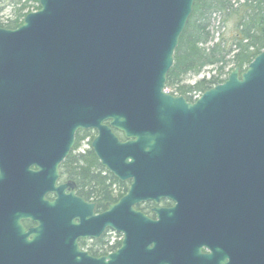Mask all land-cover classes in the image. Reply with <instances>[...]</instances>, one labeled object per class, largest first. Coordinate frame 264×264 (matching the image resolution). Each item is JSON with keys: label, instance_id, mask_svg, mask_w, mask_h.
<instances>
[{"label": "water", "instance_id": "1", "mask_svg": "<svg viewBox=\"0 0 264 264\" xmlns=\"http://www.w3.org/2000/svg\"><path fill=\"white\" fill-rule=\"evenodd\" d=\"M194 3L40 0L20 28H0V182L72 204L59 168L77 133L95 130L101 165L133 180L106 226L132 216L135 264H213L198 239L217 230L216 200L249 217L250 264H264V51L196 102L165 92ZM162 198L177 205L157 221L132 208Z\"/></svg>", "mask_w": 264, "mask_h": 264}, {"label": "flooded vegetation", "instance_id": "2", "mask_svg": "<svg viewBox=\"0 0 264 264\" xmlns=\"http://www.w3.org/2000/svg\"><path fill=\"white\" fill-rule=\"evenodd\" d=\"M113 131L123 139L121 133ZM89 132L96 135V131ZM77 152L81 153L80 150ZM65 162L59 168L56 186L67 187L65 194L73 198L70 205L53 208L42 204L39 195L10 189L8 180L0 182V264H107L113 255H116L115 264H135V250L129 238L126 241V234L130 236L134 227L132 216L128 211L123 215L119 210L116 214L118 228L106 226L110 206L123 200L133 180L122 181L112 175L115 181L113 194L107 200L103 186L93 192L82 191L77 181L67 173ZM37 169L36 166L31 167L32 171ZM102 175L104 178L107 174ZM57 199L56 193L45 195L47 202L54 203ZM176 205L171 199L162 198L159 202L149 200L133 204L132 208L157 221L156 210H168ZM213 206L217 213L212 224L218 227L212 231L210 243L208 236L199 237L202 254H212L213 264H250L249 217L241 224L229 213L234 210L233 205L216 200ZM200 212L202 214V209Z\"/></svg>", "mask_w": 264, "mask_h": 264}, {"label": "trees", "instance_id": "3", "mask_svg": "<svg viewBox=\"0 0 264 264\" xmlns=\"http://www.w3.org/2000/svg\"><path fill=\"white\" fill-rule=\"evenodd\" d=\"M22 1L11 0L8 6L15 10V18L7 24L0 23L1 28L17 29L22 25L24 17L31 12L29 2ZM34 1L37 5L35 10H39V0ZM3 4L4 0H0V13L4 11ZM216 16L222 18V26L217 27L218 31L213 28ZM227 23H232L233 32L225 38L221 29ZM263 50L264 0H195L193 13L175 53V64L168 75L166 89L174 95L194 101L196 95L224 83L234 69L244 70ZM211 67L215 68L211 78L201 79L192 86L186 85L189 77L199 76ZM89 136L92 140L95 137L89 131L77 134L76 146L65 162L66 170L82 191L93 192L103 186L109 200L113 194L114 177L102 169L91 150L75 153L82 140ZM103 173L107 174L104 178Z\"/></svg>", "mask_w": 264, "mask_h": 264}, {"label": "rangeland", "instance_id": "4", "mask_svg": "<svg viewBox=\"0 0 264 264\" xmlns=\"http://www.w3.org/2000/svg\"><path fill=\"white\" fill-rule=\"evenodd\" d=\"M26 1L29 2V7H30L29 10H35L36 9L37 5H36L34 0H23L22 3L26 2ZM9 4H11V0H4L3 6H5V8H4V11H2L0 13V23H2V24H7L10 20L15 18L16 12L10 6H8ZM19 6H21V4ZM15 9H18V8H15ZM221 24H222V18L220 16H216L214 18V22H213L214 31H218L217 27H221L222 26ZM224 26H225V28L221 29V34H223V36L225 38H228L231 36V33L233 32V30H232L233 25H232V23H227ZM214 70H215V68H212V67L208 68L204 72H202V74L199 76L189 77L185 83H186V85L192 86L201 79H204V78L209 79L214 75ZM227 72H229V71H227ZM87 149L88 148L85 145L82 147L83 151H87Z\"/></svg>", "mask_w": 264, "mask_h": 264}]
</instances>
